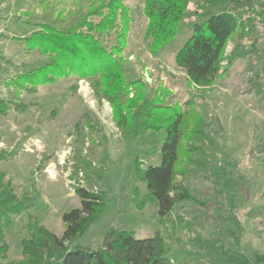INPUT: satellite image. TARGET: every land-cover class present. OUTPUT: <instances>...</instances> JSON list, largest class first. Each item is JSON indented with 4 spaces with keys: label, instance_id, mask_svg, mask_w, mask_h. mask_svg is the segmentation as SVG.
Instances as JSON below:
<instances>
[{
    "label": "rangeland",
    "instance_id": "1",
    "mask_svg": "<svg viewBox=\"0 0 264 264\" xmlns=\"http://www.w3.org/2000/svg\"><path fill=\"white\" fill-rule=\"evenodd\" d=\"M95 1L0 0V99L9 106L5 116L0 115L5 117L1 125L5 132L16 121L18 134L17 139L4 138L9 143L0 151V168L17 197H27L25 208L11 215L2 230L7 248L0 251V264L56 263L59 249L53 245L31 249L25 257L22 239L37 234L39 227L61 236L63 213L81 206L77 187L99 193L103 207L83 234L66 243L67 249L98 248L109 230L127 229L136 238L159 234L165 254L177 264L225 263L229 251H259L250 264H264V176L258 167L261 160L264 166V154L258 157L263 145L255 140L258 111L252 105V96L264 91L263 40L250 34L248 25L242 39H230L225 47L227 55L235 52L230 66L203 92L189 85L174 55L191 34L199 12L220 2L189 0L177 35L153 54L143 39L147 24L143 0H124L131 15L127 77H140L148 84V97L156 94L168 103L190 98L202 115L199 135L192 116L186 118L189 138L185 136L179 148L177 200L161 218L157 202L147 197L146 182L136 176L135 168L137 160L142 169L159 164L163 133L124 135L108 101L97 97L86 79L64 76L36 91L11 84L17 73L48 60L25 37L44 23L57 28L74 24L88 3ZM251 3L261 11L264 0ZM245 70L253 71L252 75L243 77Z\"/></svg>",
    "mask_w": 264,
    "mask_h": 264
},
{
    "label": "trees",
    "instance_id": "2",
    "mask_svg": "<svg viewBox=\"0 0 264 264\" xmlns=\"http://www.w3.org/2000/svg\"><path fill=\"white\" fill-rule=\"evenodd\" d=\"M217 1L220 2L218 5L212 4L214 7L199 12L193 20L191 34L174 55L175 63L184 71L189 85L203 92L213 86L234 57V49L228 55L225 53L228 41L236 36L242 39L247 25L251 27L250 34L256 32L242 17L248 10L259 11L251 0H231L232 4ZM95 3L89 2L86 12L81 14L82 17L79 14L74 24L57 28L44 23L25 37L28 43L47 55L48 60L17 73L11 84L36 91L38 86L54 84L64 76L86 79L97 97L108 101L112 118L124 135L131 132L138 135L144 131L163 133L159 164L142 169L139 167L141 161L137 160L135 168L136 176L146 182L147 197L157 202L159 216L163 218L177 200L175 176L180 144L187 135L186 118L192 116L199 135L202 115L193 108L190 98L184 103H168L158 99L156 94L148 97V84L140 77H127L125 52L131 30L130 6L124 0ZM188 9L189 0H143V13L147 19L143 39L150 52L156 54L171 42ZM259 12L264 16V10ZM8 110L9 106L0 99V113ZM3 177L0 170V251L7 248L2 230L9 224L10 216L19 214L27 204V197L18 198L10 182L4 181ZM76 193L81 197V206L63 213L65 229L61 236L39 227L37 234L22 239L25 257L31 249L53 245L61 251L54 264H177L165 254L159 234L136 238L133 231L127 229L109 230L101 247L67 249L66 243L83 234L103 207L99 193L82 187H77Z\"/></svg>",
    "mask_w": 264,
    "mask_h": 264
},
{
    "label": "crops",
    "instance_id": "3",
    "mask_svg": "<svg viewBox=\"0 0 264 264\" xmlns=\"http://www.w3.org/2000/svg\"><path fill=\"white\" fill-rule=\"evenodd\" d=\"M262 10H264V7L262 6ZM255 35L260 37L263 41H262V44L264 46V33H259V32H255ZM263 36V37H262ZM253 71H250V70H245L243 71V77L247 78V77H250L249 75L252 73ZM254 74L257 75V73L254 71ZM252 75V74H251ZM255 87V86H254ZM257 98L256 96H252V99L255 98V102H253L252 100V105L256 108L255 111H258L257 114H256V117H255V120H257L255 123V140L257 142V144H262L263 145V149L262 150H259L257 151L258 153V157L262 156L264 154V91H259L258 93H256ZM246 108L248 109V107L246 106ZM250 112V110H246V114L248 115V113ZM246 114L244 113V115L246 116ZM1 116H5V114H1ZM3 120H5V117H0V151H4L5 148L7 147L8 143H6V141L4 140V138H6L7 135H10L11 139L12 138H16L18 137V134H15L17 133V122H10L12 123V126H11V130L9 128H7L5 130V132L2 130L3 129V126L1 125L3 122ZM2 121V122H1ZM8 122H9V119H8ZM7 124V123H6ZM6 124L4 125L6 127ZM240 129L244 130L246 129V126H240ZM241 130V131H242ZM14 131V132H13ZM6 132H9L8 134H6ZM246 136H248V134L246 133ZM243 140H245L243 138ZM1 159H3L2 157H0V161ZM263 164V160H261L259 162V168L261 169L263 176H264V166L262 165ZM1 170V168H0ZM2 171V170H1ZM3 172V171H2ZM4 173V172H3ZM258 177H261L260 175ZM259 252V251H257ZM257 252H250V253H247L245 252L244 253H241V252H231L229 251L228 255H227V261H221L219 264H232L228 261V259L230 258H234L236 260V262H234L235 264H250L251 261L250 259H254V255L257 253ZM234 256V257H232ZM258 256V255H256ZM243 259V261L241 260ZM242 261V262H241Z\"/></svg>",
    "mask_w": 264,
    "mask_h": 264
},
{
    "label": "built area",
    "instance_id": "4",
    "mask_svg": "<svg viewBox=\"0 0 264 264\" xmlns=\"http://www.w3.org/2000/svg\"><path fill=\"white\" fill-rule=\"evenodd\" d=\"M242 17L251 23L255 31L264 33V16L260 12L248 10Z\"/></svg>",
    "mask_w": 264,
    "mask_h": 264
}]
</instances>
